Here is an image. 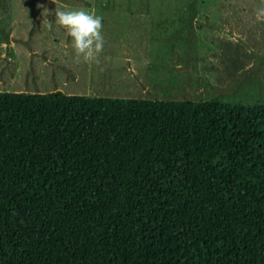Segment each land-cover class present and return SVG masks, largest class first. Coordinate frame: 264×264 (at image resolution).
Segmentation results:
<instances>
[{"label":"trees","instance_id":"obj_1","mask_svg":"<svg viewBox=\"0 0 264 264\" xmlns=\"http://www.w3.org/2000/svg\"><path fill=\"white\" fill-rule=\"evenodd\" d=\"M0 264H264V103L0 91Z\"/></svg>","mask_w":264,"mask_h":264},{"label":"rangeland","instance_id":"obj_2","mask_svg":"<svg viewBox=\"0 0 264 264\" xmlns=\"http://www.w3.org/2000/svg\"><path fill=\"white\" fill-rule=\"evenodd\" d=\"M110 3L130 9H104ZM261 6L264 0H0V91L264 103ZM55 8H94L103 18L97 60L75 61Z\"/></svg>","mask_w":264,"mask_h":264},{"label":"clouds","instance_id":"obj_3","mask_svg":"<svg viewBox=\"0 0 264 264\" xmlns=\"http://www.w3.org/2000/svg\"><path fill=\"white\" fill-rule=\"evenodd\" d=\"M46 16L49 15L45 10ZM55 23L66 30L72 38V46L77 63H91L98 59L103 51L102 17L96 15L95 9L61 10L55 8ZM257 21H264V6L256 10ZM51 22L47 20V28L51 30Z\"/></svg>","mask_w":264,"mask_h":264},{"label":"crops","instance_id":"obj_4","mask_svg":"<svg viewBox=\"0 0 264 264\" xmlns=\"http://www.w3.org/2000/svg\"><path fill=\"white\" fill-rule=\"evenodd\" d=\"M124 4H126V3H123V4H121V3H110V4H104V6H106V7H104V9H111V10H129L130 8L129 7H126V8H117V7H121V6H123ZM140 4H142L143 6H144V8H147V4H144V3H140ZM117 6V7H116ZM140 13H144V12H140ZM115 15V17H128V16H136V13H115L114 14ZM140 15V17H142L143 15L142 14H139ZM126 72H133V69H126ZM139 81H145L144 79H140ZM143 88H145V87H143Z\"/></svg>","mask_w":264,"mask_h":264}]
</instances>
